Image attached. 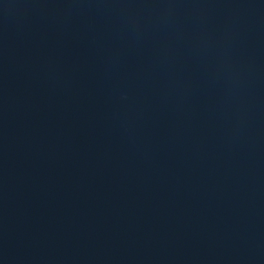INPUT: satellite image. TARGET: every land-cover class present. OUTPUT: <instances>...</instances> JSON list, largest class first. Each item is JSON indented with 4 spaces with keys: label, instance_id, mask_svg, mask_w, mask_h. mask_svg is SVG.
Returning a JSON list of instances; mask_svg holds the SVG:
<instances>
[{
    "label": "water",
    "instance_id": "water-1",
    "mask_svg": "<svg viewBox=\"0 0 264 264\" xmlns=\"http://www.w3.org/2000/svg\"><path fill=\"white\" fill-rule=\"evenodd\" d=\"M0 264H264V0H0Z\"/></svg>",
    "mask_w": 264,
    "mask_h": 264
}]
</instances>
